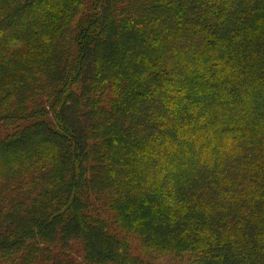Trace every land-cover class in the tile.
<instances>
[{
	"label": "trees",
	"instance_id": "obj_1",
	"mask_svg": "<svg viewBox=\"0 0 264 264\" xmlns=\"http://www.w3.org/2000/svg\"><path fill=\"white\" fill-rule=\"evenodd\" d=\"M260 97L264 0H0V264H264Z\"/></svg>",
	"mask_w": 264,
	"mask_h": 264
},
{
	"label": "rangeland",
	"instance_id": "obj_2",
	"mask_svg": "<svg viewBox=\"0 0 264 264\" xmlns=\"http://www.w3.org/2000/svg\"><path fill=\"white\" fill-rule=\"evenodd\" d=\"M39 91V90H38ZM258 97V96H257ZM264 98V97H263ZM259 100H262V104L264 103V100L260 97L259 98ZM261 102V101H260ZM259 107H260V104H259V106H258V108L257 107H254L253 109L254 110H259ZM261 107H263V106H261ZM264 109V107L262 108V110ZM262 110H261V112H262ZM6 131H7V129L6 128H4V130L2 131V128L0 127V135H3V134H5L6 133ZM193 155H194V153H192ZM191 154V155H192ZM188 156V163L189 164H191V161H192V156ZM186 160H187V158H186ZM185 161V160H184ZM188 163H187V165H188ZM183 168V167H182ZM184 169V168H183ZM185 171V170H184ZM195 187V186H194ZM194 189H197V187H195ZM199 191L201 192V190L199 189ZM141 246H137V244H135V249L137 250L136 252H139V253H141L142 251H141V248H140ZM158 264H191V262H189V256L187 255V254H184V255H182V256H175V254L174 255H172V254H164V256L163 257H161V258H159V262H158Z\"/></svg>",
	"mask_w": 264,
	"mask_h": 264
}]
</instances>
